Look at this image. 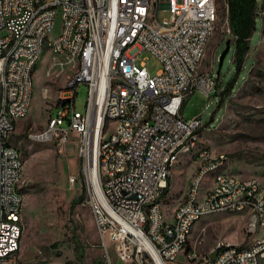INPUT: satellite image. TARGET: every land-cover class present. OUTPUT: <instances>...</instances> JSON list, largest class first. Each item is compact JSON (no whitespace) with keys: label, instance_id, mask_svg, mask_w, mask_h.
Segmentation results:
<instances>
[{"label":"built area","instance_id":"built-area-1","mask_svg":"<svg viewBox=\"0 0 264 264\" xmlns=\"http://www.w3.org/2000/svg\"><path fill=\"white\" fill-rule=\"evenodd\" d=\"M53 2L62 4V12L51 43L62 58L60 69L68 66L72 72L56 94L44 133L34 137L48 141L56 136L60 145L69 133L77 136L83 205L104 249L107 238L120 261L136 264L264 263L261 182L225 169L201 197H194L197 176L226 160L223 154L201 148L168 217L156 205V196L169 188V166L181 147L194 149L193 132L201 125L199 115L181 119L182 104L194 91L207 96L215 84L211 68L200 69L212 32L209 0H0V27L7 28V36H0V264H19L15 248L22 228L18 208L23 196L14 194L13 183L22 160L5 147V139L13 122L28 112L31 72L43 51L39 36L49 26ZM150 8L167 16L150 17ZM143 51L159 63L154 75L143 61L135 63ZM116 54H123V61H116ZM81 82L86 95L80 111L73 100ZM109 116H123V124H115L103 139ZM94 152H101V160H94ZM75 180L68 177L70 183ZM217 208L247 211L244 236L263 232L242 245L217 240L211 258L201 254L202 239L186 243L185 229L200 219V212Z\"/></svg>","mask_w":264,"mask_h":264},{"label":"rangeland","instance_id":"rangeland-1","mask_svg":"<svg viewBox=\"0 0 264 264\" xmlns=\"http://www.w3.org/2000/svg\"><path fill=\"white\" fill-rule=\"evenodd\" d=\"M257 11L254 31L249 39V62H243L244 75L238 76L233 90L218 95L225 80L232 73L231 47L224 55L215 80L216 58L222 50L226 32V17L222 0H214L216 19L207 41L200 69L211 68L215 81L207 96L194 91L182 104L181 119L199 115L201 125L193 135L194 149L185 147L193 159L201 148L212 154H223L226 160L212 175H221L225 169L235 177L254 178L264 185V0H256ZM56 10L46 38L58 36L61 19ZM158 18H165L158 12ZM61 57L44 48L31 72L30 107L25 118L17 120L7 143L16 149L22 160L17 190L23 196L22 230L19 239L20 264H136L134 260L122 262L110 241L104 238L106 248L95 231L89 209L83 205V184L78 173L75 155L77 136L69 133L67 143L58 144L53 136L48 141L35 138L44 133L49 114H54L58 90L72 70L59 67ZM143 61L149 75L159 69L158 61L148 52L137 55L135 63ZM85 85L75 89L73 105L82 110ZM116 121L109 120L102 138L112 132ZM189 159L178 160L171 168L170 185L158 201L172 206L185 186L191 170ZM74 176L73 183L68 181ZM78 177V178H77ZM205 183H202V187ZM201 187V188H202ZM162 208V205H161ZM245 217L239 214H212L200 220L192 230L189 244L201 238L198 250L205 254L217 240L244 244ZM262 229L252 238L261 235ZM181 258V254L177 259ZM178 262V261H176ZM180 263V262H179Z\"/></svg>","mask_w":264,"mask_h":264},{"label":"trees","instance_id":"trees-1","mask_svg":"<svg viewBox=\"0 0 264 264\" xmlns=\"http://www.w3.org/2000/svg\"><path fill=\"white\" fill-rule=\"evenodd\" d=\"M222 2L228 29L227 39L231 47L230 63L233 71L219 90L218 95L220 96L226 94L228 90L232 91L233 85L240 81L238 76L244 75L242 64L249 62L247 58L249 39L254 31L257 11L256 0H222Z\"/></svg>","mask_w":264,"mask_h":264},{"label":"bare ground","instance_id":"bare-ground-1","mask_svg":"<svg viewBox=\"0 0 264 264\" xmlns=\"http://www.w3.org/2000/svg\"><path fill=\"white\" fill-rule=\"evenodd\" d=\"M210 3L213 5L212 10H211V29L213 28V24L215 22L216 19V10H215V6H214V0H209ZM59 10L60 13L62 12V4L60 2H53V7L52 10L50 12V19H49V26L45 29L44 32V36H39V47L43 50L44 48H48L50 49L54 54H55V45H53L51 43L50 40H48L46 38V35L48 33V31L51 28L52 25V20L55 14V11ZM158 14V8H150V17H157ZM0 36H7V28H3L0 27ZM116 61H123V54H116ZM32 83V82H31ZM109 120H115L117 124H123V116H109ZM13 130V126L11 127V132ZM195 133V130L193 132V135ZM36 138V137H35ZM38 139V138H37ZM8 139H5V147L7 149H11L12 152H15L19 155L18 151L16 149H14L13 147H11L8 143H7ZM42 141H47V140H42ZM185 147H181V149L179 150L178 154L176 155V161L179 157L180 152L182 151V149H184ZM197 157H199V152L197 153ZM21 159V157H20ZM94 160H101V152H94ZM222 160L216 162L215 164H213L212 166H210L206 171H204L202 174H199L196 178V181L194 183V197H201L202 192H204V189L202 192H200L201 190V184H202V180L205 177H209L210 178V182H213L219 175H212V173L217 170L221 165H222ZM20 172L21 169H17L16 171H14L13 173V183H16V187H14V194L16 196H22L20 194V192L17 190V183L19 181L20 178ZM169 174L171 175V166H169ZM162 194H158L156 196V205H158V212L159 214H163L161 205L159 204V197ZM22 203H23V198H22ZM22 203L20 205V207L18 208V218H20L21 220V225H22V218H21V212H22ZM218 213H225V208H217L214 210H207L204 212H200V218L207 216V215H212V214H218ZM194 222H191L185 229V242L186 243H190V237H191V226L193 225ZM22 230V228H21ZM21 236V231L18 233V238H17V245L15 248V256H18V247H19V239Z\"/></svg>","mask_w":264,"mask_h":264},{"label":"crops","instance_id":"crops-1","mask_svg":"<svg viewBox=\"0 0 264 264\" xmlns=\"http://www.w3.org/2000/svg\"><path fill=\"white\" fill-rule=\"evenodd\" d=\"M29 107H30V102H29ZM28 111H29V108H28ZM28 113V112H27ZM27 115V114H26ZM26 117V116H25ZM24 117V118H25ZM20 120V119H19ZM17 120H15L14 122H13V129H14V125H15V122H16ZM13 131V130H12ZM180 159H182V161L183 162H185L186 163V161L189 159V166H190V168L188 169V171L189 170H191L190 172H189V174L187 175V178H186V180H185V186H184V188L182 189V191H181V193L179 194V196H178V198H177V200L175 201V203L172 205V206H167V205H163V203L161 202V205H162V211H163V214H165V216L166 217H168V215H169V213L173 210V208H174V206L176 205V203H177V201L181 198V196L183 195V193H184V191H185V189H186V187H187V182H188V178H189V176L192 174V172L194 171V168H195V161H194V159H193V157L191 156V152H184V153H182L181 155H179V157H178V159H177V161L178 160H180ZM176 161V162H177ZM175 162V163H176ZM174 163V164H175ZM171 168H172V166H171ZM228 173H230L231 175H234V173H231V172H228ZM235 176V175H234ZM241 179H243V178H241ZM205 183L204 185H203V187L201 188V190H200V192H202L203 191V189L205 188V187H207L208 185H209V182H210V178L207 176V177H205L203 180H202V183ZM202 185V184H201ZM218 214H239V215H242V216H246V214H247V211H243V212H241V213H218ZM207 216H209V215H207ZM204 217H206V216H204ZM204 217H202V218H200L199 220H197L196 222H194L193 223V225L191 226V236H192V230H193V228H194V226L200 221V220H202ZM248 237V240H251L252 239V237H251V235H249V236H247ZM191 238V237H190ZM111 243V242H110ZM111 245H112V243H111ZM213 248L214 247H212L211 249H209L208 250V255L209 254H211V253H213L212 252V250H213ZM18 260H19V253H18ZM119 260V259H118ZM19 264H20V260H19ZM261 264H264V263H261Z\"/></svg>","mask_w":264,"mask_h":264},{"label":"water","instance_id":"water-1","mask_svg":"<svg viewBox=\"0 0 264 264\" xmlns=\"http://www.w3.org/2000/svg\"><path fill=\"white\" fill-rule=\"evenodd\" d=\"M263 31H264V28H263ZM229 47H230V43H229V40L228 39H225L224 40V45H223V48L222 50L219 52L217 58H216V69H215V72H214V77L215 79H217L218 77V70H219V67L221 65V62H222V59L224 57V55L227 53V51L229 50ZM214 253H211L208 255L209 258H211L213 256Z\"/></svg>","mask_w":264,"mask_h":264}]
</instances>
